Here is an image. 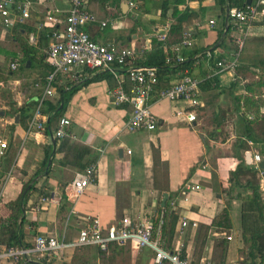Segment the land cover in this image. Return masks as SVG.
<instances>
[{"label":"crops","instance_id":"obj_1","mask_svg":"<svg viewBox=\"0 0 264 264\" xmlns=\"http://www.w3.org/2000/svg\"><path fill=\"white\" fill-rule=\"evenodd\" d=\"M86 1L99 22H106L103 27L99 23L85 27L91 38L132 48L137 60L152 50L153 35L166 22L171 24L169 44L189 32L194 43L185 52L195 49L212 52V56L194 55L183 68L201 80V105L196 109V121L190 125L172 115L175 108H182L185 103L160 100L151 105L158 121L156 128L129 131L125 123L131 108L114 105L113 77L82 68L76 74L78 78L72 77L76 70L57 76L55 94L45 101L44 105L51 103L62 109L59 118L50 122L44 113L49 130L45 124L44 130L28 133L32 110L21 114L17 110L38 102L47 75L43 76L42 68L48 65L45 50L52 39V30L63 28L69 6L67 0H33L30 16L16 26L22 28L28 44L37 50L36 61L22 66L23 53L18 51L13 59L19 63L16 77L11 70L7 77L0 67V87L5 80L8 82L6 88L0 89L11 91L6 92L8 96L0 91V136L7 140L0 161V242L8 244L15 230L22 245H31L38 234L64 236L69 240L75 237L85 217H96L103 227H108L124 216L137 220L148 214L154 219L162 212V244L181 249L192 264L203 260L216 264H259L264 256L261 258L253 250L255 256L251 257L249 252L253 241L264 248V236L263 246L260 240L252 239L263 226L257 212L245 206L251 194L245 187L248 177L232 173L239 164L254 167L264 203V170L254 163V155H259L260 161L264 159V120L248 114L242 106L244 97L249 96L264 103V71L258 65L264 58V13L253 22L235 71L214 74L215 62L230 58L236 50L235 31L230 24L229 29L226 25L229 9L237 8L241 0ZM130 1L136 2L138 8H130ZM165 5L168 10L163 17L161 9ZM175 6L182 14L187 12L180 32L173 29L176 20L171 11ZM53 8L58 12L53 13L56 21L50 23L46 16L48 9ZM16 26L10 29L0 26V41L9 45L6 52H11L10 46L15 44ZM219 31H223L221 37ZM7 55L0 54V58ZM177 71L163 76V86L175 80ZM257 81L260 84H253ZM73 86L77 88L70 91L66 102L58 103L59 90ZM260 111L264 115V106ZM62 117L70 123L65 128L66 135L58 138L53 134ZM61 141H68L73 148L56 152ZM84 147L90 152L79 161L85 163L94 154L97 158L92 163H96L97 170L94 181L73 200L67 196L65 187L81 171L72 160L75 151L84 153ZM64 157L65 163H61ZM26 183L27 200L17 217L12 202ZM41 196L53 200L42 205ZM225 207L228 220L218 219ZM182 220L188 223L184 228L180 227ZM86 248L99 251L96 247ZM115 248L116 245H110L104 251L105 257L96 253L98 261L106 258L113 263L117 255L129 249L133 263L154 264L149 249L138 250L130 242L120 244L117 254ZM74 251L58 253L49 261L21 260L16 264H71ZM96 257L86 258L83 264Z\"/></svg>","mask_w":264,"mask_h":264},{"label":"built area","instance_id":"obj_2","mask_svg":"<svg viewBox=\"0 0 264 264\" xmlns=\"http://www.w3.org/2000/svg\"><path fill=\"white\" fill-rule=\"evenodd\" d=\"M67 2L69 6L64 17L63 28L52 30V39L45 50V57L51 70L45 76L41 96L28 123V133L44 130L46 121L42 108L48 97H53L55 94L54 83L57 76L76 70L72 72L74 73L72 77L78 78L76 74L82 68L106 72L113 77L116 82L111 92L114 105L131 108L125 123L129 131L154 130L158 121L151 111V105L160 100L185 103L182 108H175L172 115L190 125L196 121V109L201 105L199 98L201 80L192 76L187 69L176 70L178 73L175 80L160 86L157 68L136 64L137 56L134 49L120 47L114 43H100L91 38L85 27L96 23L103 27L106 22H99L97 16L88 9L86 0H67ZM32 4L33 0H0V26L10 29L23 23L30 16ZM128 5L132 9L138 8L134 1H130ZM263 7L264 0H255L244 6L229 9L228 19L235 31L236 50L230 58H221L215 62L214 74L235 71L253 22L264 13ZM54 12H58V9H48L46 18L50 23L56 21L53 17ZM170 29L171 24L166 22L162 25L160 32L154 33L153 39L161 42L165 49L166 64L175 66L186 59L184 51L191 48L194 42L189 32H185L179 41L169 44ZM201 55L212 56V52L205 49L195 57ZM18 67L17 61L10 63L11 70L15 71ZM69 123L68 119L60 118L53 135L58 138L64 137L65 128ZM6 148L7 140L0 136V161ZM258 161L260 156L254 155L257 168ZM96 170V163H91L84 170L77 171L65 187L67 196L72 197L73 200L77 199L94 181ZM194 187L198 188L197 185ZM52 200L53 198L49 196H41L39 204L44 205ZM163 215L162 212L158 214L156 224L153 217L148 214H144L137 220L124 216L108 227H103L96 217H85L84 224L78 229L75 237L69 240L64 236L38 234L31 245H6L0 242V262L16 264L21 260L49 261L66 250L96 247L106 251L110 245L130 242L138 250H151L154 264H192L188 257L182 254L181 249L162 244L160 231ZM187 225L186 220L180 223L181 228ZM200 264L216 263L203 260Z\"/></svg>","mask_w":264,"mask_h":264},{"label":"trees","instance_id":"obj_3","mask_svg":"<svg viewBox=\"0 0 264 264\" xmlns=\"http://www.w3.org/2000/svg\"><path fill=\"white\" fill-rule=\"evenodd\" d=\"M228 1L230 2L231 0H227V2ZM245 4H246V2L241 0L238 7L244 6ZM167 10H168L167 5L162 7L161 15L163 17H166V11ZM185 14H182V11H179L176 8V6L173 7V9L171 11V16L174 17V19L176 20L175 24L173 25V29L176 28L177 32H180L182 19L185 17ZM226 26L229 29V23H227ZM14 33L16 34L15 39L13 38V41H15V44H14V46H10V49L12 51L11 52L9 51L10 53L6 52V47H9V45L0 41V54L6 53V54H10L11 56L14 57L16 55V52L21 51L23 53L22 65H26L28 61L32 64L33 61H36L35 55L37 53V50L33 46H30L28 44L27 37L23 36L24 31L22 30L21 27L16 26L14 29ZM222 34H223V31H219L220 37L222 36ZM161 45H162L161 42L154 39L152 50L149 53L145 54L144 57L141 58L140 60H136L135 63L139 64V65L155 66L158 70L160 86L161 85L163 86V83H165V81H163L164 75L170 74L171 72L176 71L178 69H183L184 67H187L191 63L193 56L200 53L201 50L195 49V50H192L190 52L184 51V55H185L186 59L182 63H179L175 66H171V65L166 64V61H165L166 52L163 51ZM244 45H245V43H244ZM243 48H244V46H243ZM243 48H242V50H243ZM242 50H241V52H242ZM239 58H240V56H239ZM258 65L260 67H262V69L264 71V58L259 60ZM42 68H43V74H44L43 76H45L51 70V66L49 65V63L47 66H46V64L42 65ZM101 74L103 76H108V74H106V72L101 73ZM253 84H260V81H257ZM250 85H252V83ZM246 87L248 88L249 86H246ZM76 88L77 87L73 86L69 90H66V89L59 90V101H58V103H62V102L65 103L68 96H69L70 91H73ZM36 104L37 103L24 105L21 108H19L17 111L21 114L23 111L32 110V112H31V114H32L35 107H36ZM242 106H243L244 110L248 112V114H250V113L252 115L254 114L257 118L260 117L262 120H264V115L261 114V111H260L261 107L264 106L263 102L254 99V97H252V96H249V97H244V100L242 101ZM61 110L62 109L59 108L57 105L54 106L51 103H47L42 108V112L48 114V116L50 117V122H53L54 120H57L59 118ZM49 127H50V124L46 122V130H49ZM247 127L249 130L251 129L249 126H247ZM67 147L73 148L72 146H70L68 141H61L59 144V147H57V149H56V152L64 151L65 148H67ZM87 151L90 152V150H88L86 147H84L83 148L84 153H81V151H75V153H74V159L72 161H74V163H76V165L81 170H84L90 163L95 162V160L97 158L96 155L88 153V154H90L89 155L90 156L89 161H86L85 163L80 162L79 160L82 158L83 154H87ZM50 153H51V150H49V152L47 153L44 164L47 163V160L50 156ZM64 161H65V157H64V159L60 160L61 163H65ZM256 174H257V170L254 167L248 166L246 164L245 165L239 164L238 167L236 168V170L234 171V173H232V176L243 175V176L248 177L246 179L245 187L250 189L251 194L247 198V203L245 206L247 208H249L250 210L257 212V218L259 219V221L262 223V226H263L262 228H259L255 234L252 235V239L256 238L257 240H260L259 243H260V245L263 246L264 203L262 201L261 194L259 191V184H258L259 182H258V179H256ZM36 176H37V173L33 176V178ZM27 186H28V183H26L24 185L23 190H22L21 194H19L17 199L12 202V205L14 206V208L17 209V212H18L16 214L17 217H18V215L21 214V207L24 206V204L27 200V193L28 192H25ZM33 187L34 186L32 185L31 188L29 189V191H31L33 189ZM217 218L221 219V220H228V209H227V207L224 208L222 213ZM217 218H216V220H217ZM157 219L158 218H156V217L154 218L155 224L157 223ZM161 230H163V225L161 226ZM16 244H21V243L17 239V232L15 230L14 233L12 234V240L9 241V243L6 245H16ZM118 246H119V244L118 245L116 244V248H115L116 254L118 253V250H119ZM263 249L264 248L257 246L255 241H253V244L251 245V250L249 252V256H251V257L255 256V253L253 252V250H254L262 258L264 256ZM98 253L100 256L102 255V257L103 256L105 257L104 251L99 250ZM73 260H75L74 257L72 258V262H74ZM259 264H264V260L261 259V262Z\"/></svg>","mask_w":264,"mask_h":264},{"label":"rangeland","instance_id":"obj_4","mask_svg":"<svg viewBox=\"0 0 264 264\" xmlns=\"http://www.w3.org/2000/svg\"><path fill=\"white\" fill-rule=\"evenodd\" d=\"M14 58H16V57L11 56L10 54L7 55L5 58H2V57L0 58V67L3 70V74H6L7 77H8L9 70H11L10 63L13 61ZM20 64H22V59L20 61ZM11 71H13V70H11ZM17 73H18V71L15 70L14 71V77H16ZM7 77L5 79H8ZM7 85H8V82H7V80H5V82L3 83V87H0V88H6ZM8 90H9V88L6 90L0 89V91H2L5 96H8L6 94V92L11 94V91H8ZM128 250L129 249H124L122 253H120L119 255L116 256L114 262L112 263V261L110 259H106V258H105V260H99L98 261V257H96L97 252L95 251L94 248L77 249L73 253V257L75 260H73L74 262H72L71 264H83V261L86 258H89L90 256H95L96 259L94 261L89 262V263L87 261L85 264H136V263H133L131 261L130 253Z\"/></svg>","mask_w":264,"mask_h":264},{"label":"water","instance_id":"obj_5","mask_svg":"<svg viewBox=\"0 0 264 264\" xmlns=\"http://www.w3.org/2000/svg\"><path fill=\"white\" fill-rule=\"evenodd\" d=\"M229 13V12H228ZM258 166L260 169L264 170V159L261 160L260 162H258ZM29 188V186L27 187V189ZM27 189L25 191H27ZM166 198V196H165Z\"/></svg>","mask_w":264,"mask_h":264}]
</instances>
